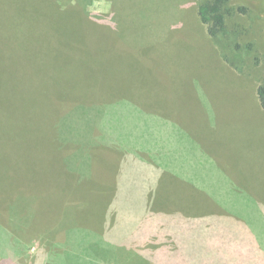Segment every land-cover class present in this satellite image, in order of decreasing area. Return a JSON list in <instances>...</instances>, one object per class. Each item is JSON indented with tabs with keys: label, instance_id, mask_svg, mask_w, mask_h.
Here are the masks:
<instances>
[{
	"label": "rangeland",
	"instance_id": "rangeland-1",
	"mask_svg": "<svg viewBox=\"0 0 264 264\" xmlns=\"http://www.w3.org/2000/svg\"><path fill=\"white\" fill-rule=\"evenodd\" d=\"M232 4L251 8L232 21L246 28L240 43H256L246 73L216 56L197 0H0V264H56L65 249L101 264H156L165 238L232 245L218 256L256 264L264 0ZM164 170L207 209L204 194L232 196L217 213L165 211L156 206L180 183L168 191ZM207 222L249 240L201 236ZM100 239L125 255L96 254L88 243Z\"/></svg>",
	"mask_w": 264,
	"mask_h": 264
},
{
	"label": "trees",
	"instance_id": "trees-1",
	"mask_svg": "<svg viewBox=\"0 0 264 264\" xmlns=\"http://www.w3.org/2000/svg\"><path fill=\"white\" fill-rule=\"evenodd\" d=\"M147 1V0H146ZM146 5V2H145ZM251 12V8H248V5H233L232 0H197V14L199 17V20L204 27L205 35L208 36V38L211 40L210 47L214 48L215 51L218 53L216 56L222 61L225 62V64L228 66H232L239 70L240 73H246L245 69L243 70L244 66L247 64V61L251 59V56H255L254 53L252 54L251 51L255 47L256 43L254 41L244 42L240 43V40H242V36L245 33L244 24L241 23L239 25H235L232 23L233 20L239 17V15H248ZM256 17H259L256 15ZM264 20V16L261 17ZM89 21V20H87ZM68 48L64 51L62 48V52L60 55L62 56L59 61H61L62 65L64 64V57L68 56L67 52ZM256 58V56H255ZM59 72V71H57ZM250 75V74H249ZM255 97H256V105L264 111V82L261 81L256 87H255ZM66 164L68 163V160H66ZM165 176L170 177V181H168ZM173 178L175 180H178L180 184L175 185L170 191L168 190L171 183H173ZM159 183H161L163 180H166V188L169 191V193H176L172 194L173 198L169 199L168 197L159 203L156 207L162 208L165 211H168L171 208H180V210L183 209L184 212H186L188 215H198V213L205 214L206 212H209L211 209H216V213L219 210V207L224 208L223 205V197H231V194H220L219 196H215V193H206L204 194V198L208 200L207 203L211 204L209 208L207 209L205 207V203H198L193 198L191 191L194 190L191 188L189 184H185L186 181H182L181 179L175 178L174 176H171L170 173L164 172L158 176ZM181 187V188H180ZM226 186L219 185L215 186V190L217 191H223ZM196 193H198L196 190H194ZM189 192V195H188ZM233 192V191H232ZM183 195V196H182ZM199 197V196H198ZM214 197H216L214 199ZM196 199H198L196 197ZM165 202L166 205L162 204ZM175 203L176 205H174ZM182 207V208H181ZM231 212L235 211V209H231ZM214 212V211H213ZM212 213V212H210ZM200 216V215H198ZM233 221H237V219H230ZM260 224L262 225L261 229L257 225V232L254 233V239L256 240V243L258 245H263V242H261L262 236H256L260 231L261 234L264 233V225H263V219H260ZM241 222L247 223L250 226H252V222L248 219H244ZM209 225H201L200 230H204V232L200 233L201 236H203V233L209 231H214V233L219 232L220 234L226 236L224 239L234 240L232 237L238 239L239 241H245L249 240L248 238H244L239 234L244 235L246 231L241 233L242 231H237L236 226H231L228 228L223 227L224 229H216L214 225H210L211 222H207ZM257 224V223H256ZM98 229V227H97ZM74 228L71 230L73 231ZM194 230V228L192 229ZM198 230V228H197ZM230 232H228V231ZM237 232V233H235ZM196 231V230H195ZM252 231V230H251ZM100 232V230H99ZM206 234V233H205ZM207 235V234H206ZM188 237V236H186ZM188 238H191L190 236ZM166 240H163L161 245L158 248V251L162 254L161 258L157 257L156 264H251V256H248L246 259H242L241 261L235 260L234 253H229V257L225 258L223 255L218 256V252L220 249L223 248L224 251H228L232 245H219L218 243L211 241V242H196L193 240V242H188L184 245L174 243L172 241V245L168 246V243L171 240H168L169 238H165ZM195 239V238H194ZM204 239V238H203ZM88 246L93 248V246H97L95 249V253L100 255H104L100 251L104 249H109L112 251L117 252L116 254H122L125 255L124 250L121 249H114L112 246L103 247L101 246V239L99 240V243L96 242V244L92 245L90 242L88 243ZM167 246L173 247V250L175 254V257H177V260H173L172 263H170L167 259H165L164 251L167 249ZM100 247V248H99ZM257 250V248H256ZM261 251L258 250L259 259L256 262V264H264V247L260 248ZM66 252H55L60 253V260L56 264H101V261L97 262L94 260V262H91L86 257L81 256L83 253L82 250L75 251V250H67ZM257 252V251H256ZM228 253V252H227ZM134 256V254H132ZM63 256V257H62ZM136 256V255H135ZM101 257V256H100ZM103 258V257H101ZM138 257H136L137 259ZM144 260V259H143ZM169 262V263H168ZM141 263V262H140ZM255 264V263H252Z\"/></svg>",
	"mask_w": 264,
	"mask_h": 264
}]
</instances>
